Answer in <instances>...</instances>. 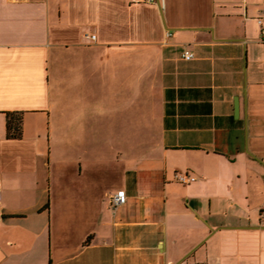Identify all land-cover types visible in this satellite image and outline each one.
<instances>
[{
	"label": "crops",
	"instance_id": "obj_1",
	"mask_svg": "<svg viewBox=\"0 0 264 264\" xmlns=\"http://www.w3.org/2000/svg\"><path fill=\"white\" fill-rule=\"evenodd\" d=\"M263 212L264 0H0V264H264Z\"/></svg>",
	"mask_w": 264,
	"mask_h": 264
},
{
	"label": "built area",
	"instance_id": "obj_2",
	"mask_svg": "<svg viewBox=\"0 0 264 264\" xmlns=\"http://www.w3.org/2000/svg\"><path fill=\"white\" fill-rule=\"evenodd\" d=\"M139 2H147V3H156L157 0H136ZM93 38L96 37V35H91ZM182 56L184 58H193L195 56V53L193 51L190 50H186L183 52ZM177 179L182 182V183H191L195 180H197V176L193 175V174H189V173H178L177 174ZM127 200V194L125 192V190H120L117 193H115L112 196V203L115 207H117L118 205L124 203ZM264 213V212H263ZM192 264H208L207 261H202V262H196V263H192Z\"/></svg>",
	"mask_w": 264,
	"mask_h": 264
},
{
	"label": "trees",
	"instance_id": "obj_3",
	"mask_svg": "<svg viewBox=\"0 0 264 264\" xmlns=\"http://www.w3.org/2000/svg\"><path fill=\"white\" fill-rule=\"evenodd\" d=\"M23 114V111H7L8 137L22 138Z\"/></svg>",
	"mask_w": 264,
	"mask_h": 264
},
{
	"label": "water",
	"instance_id": "obj_4",
	"mask_svg": "<svg viewBox=\"0 0 264 264\" xmlns=\"http://www.w3.org/2000/svg\"><path fill=\"white\" fill-rule=\"evenodd\" d=\"M236 113H239V99L238 97L235 99Z\"/></svg>",
	"mask_w": 264,
	"mask_h": 264
}]
</instances>
